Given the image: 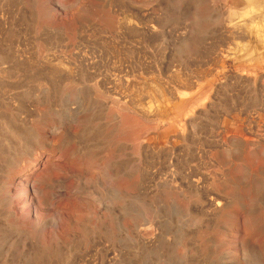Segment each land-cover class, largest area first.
<instances>
[{
  "label": "rangeland",
  "instance_id": "rangeland-1",
  "mask_svg": "<svg viewBox=\"0 0 264 264\" xmlns=\"http://www.w3.org/2000/svg\"><path fill=\"white\" fill-rule=\"evenodd\" d=\"M259 2L0 0V264H264Z\"/></svg>",
  "mask_w": 264,
  "mask_h": 264
},
{
  "label": "bare ground",
  "instance_id": "bare-ground-1",
  "mask_svg": "<svg viewBox=\"0 0 264 264\" xmlns=\"http://www.w3.org/2000/svg\"><path fill=\"white\" fill-rule=\"evenodd\" d=\"M248 1V0H247ZM251 1H253V3L254 2H257L258 3V5H260L261 3L259 2V0H251ZM257 5V4H256ZM252 6V5H251ZM258 9V8H257ZM36 162V161H35ZM34 162V163H35ZM42 160H38L37 162H36V164L34 165L35 167V169H38L39 167H41V165H42ZM32 168V167H31ZM35 169H33V170H35Z\"/></svg>",
  "mask_w": 264,
  "mask_h": 264
}]
</instances>
